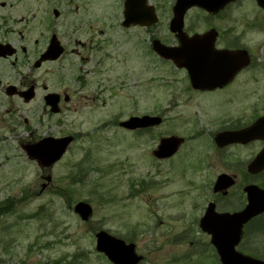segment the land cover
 <instances>
[{"label":"rangeland","instance_id":"rangeland-1","mask_svg":"<svg viewBox=\"0 0 264 264\" xmlns=\"http://www.w3.org/2000/svg\"><path fill=\"white\" fill-rule=\"evenodd\" d=\"M0 1L10 8L14 20L26 25L31 44L35 38L47 39L52 34L62 43H71V57L67 59L71 63V92H75V78H85V72L100 56L91 48L93 42L107 45L104 77L113 85L105 89L99 105H87L78 95L71 100V136L75 138L53 171L54 181L57 179L53 186L41 192L40 171L33 166H26L21 185L0 186V203H12L0 222V263L111 264L95 250V234L105 231L133 244L136 254L143 258L140 264H219L198 221L206 204L213 202L214 177L222 166L206 159L214 158L213 151L208 150L207 134L201 140L191 138V132L202 129L207 133L211 129L202 115H214L217 108L209 103L194 105L208 97L186 95L181 75L173 65L158 58L151 61L135 49L143 31L122 32L118 28V0ZM54 10L58 19L53 17ZM247 38L253 44L264 42L260 33ZM147 78L154 80L148 89ZM258 81L259 92L252 98L264 97V81ZM92 91L93 84L81 95ZM169 98L179 101L169 107ZM144 112L162 119L169 116L174 130L168 132L167 124H162L145 133H125L113 120L115 114L118 121ZM191 114L198 124L192 131L177 121L179 115ZM173 132L187 139L185 146L168 161L153 158L158 140ZM235 156L238 162L246 159L247 153ZM234 192L242 195L238 187ZM80 202L92 209L85 223L74 212ZM238 206L220 202L218 211ZM262 229L264 217L244 232L237 251L264 259Z\"/></svg>","mask_w":264,"mask_h":264},{"label":"flooded vegetation","instance_id":"flooded-vegetation-1","mask_svg":"<svg viewBox=\"0 0 264 264\" xmlns=\"http://www.w3.org/2000/svg\"><path fill=\"white\" fill-rule=\"evenodd\" d=\"M118 1L120 7L118 28L122 32L130 29L143 31L141 36L137 37L135 49L140 50L147 59L153 61L152 59L158 58L164 64L173 65L172 62L163 61L157 55L160 46L181 52L182 58L192 57L202 60L205 58V62L209 58L217 66L215 83L205 89L193 87L185 66L180 69L173 67L181 75L186 95L208 97L196 100L195 106L209 103L217 108L212 112L214 115L211 113L202 115L203 118H207V126L211 127L207 133L202 129L191 132V138L200 140L204 138V134H207L208 150L213 151L212 158H214L207 156L206 159L208 162L216 161L222 166L221 171L214 177L215 181L218 177L225 176L233 182L227 191L213 193L212 190L214 196L213 202L210 203L215 204L217 211L220 202H226L228 205L239 204L233 210L222 213L242 210L246 205L245 188L256 186L264 191V171L255 175L247 171L254 157L263 150L264 141L259 138L248 140L246 136L237 139L235 136L237 133L245 132L264 117V97L252 98L253 93L259 92L258 80L264 81V42L253 44L247 38L252 34H264V4L258 3L257 0H230L223 4L217 3L214 12L191 8L184 13L180 30L175 31L171 23L176 0H136L141 4L143 23L126 24L124 11L127 0ZM53 17L58 19L59 13L57 12L56 16L53 14ZM15 26L19 28L16 29ZM52 36L56 38L59 50L62 52L57 57L56 54L46 55ZM92 47L100 56H97L96 63L85 72V78H75L73 93L71 63L67 62L71 57V43H62L56 34H52L47 39L44 36L35 38L31 44L26 25L14 20L10 8L0 1V186L21 185L26 166H33L40 171L38 181L41 192L57 181L53 179V171L71 146V100L78 95V100L84 98L87 105L89 102H96L99 105L105 89L113 88L111 82L104 77V59L109 58L106 52L107 45L93 42ZM239 52H245L246 65L229 76L230 55ZM72 53L75 54L74 51ZM147 79H150L145 84L148 89L154 80ZM92 84L94 91L81 95L83 90L90 88ZM139 85H141L140 79L137 80V87ZM178 101L179 99L169 98L167 102L170 107L171 104L175 106ZM78 105L79 103H76V106ZM116 116L115 114L113 117L114 122L116 121L118 128L125 133H145L162 124H167L168 132H172L175 127L173 120L167 115L162 119L155 114L151 115L150 112H144L118 121ZM145 117L160 118L161 123L158 126L132 130H124L121 126L130 119ZM177 121L190 127V131L198 125L195 114L179 115ZM173 136L177 137L176 133H170L168 137L159 139L158 144L162 139ZM64 139H70V142L63 155L50 162L58 142ZM181 139L182 143L177 152L187 143L186 138ZM227 139L236 140L225 143L228 142ZM238 152H246V159L240 158L236 162L235 154ZM205 154L209 155V153ZM175 155L165 160L168 161ZM236 187L241 190L242 195L232 193ZM11 205L10 200L0 203V222ZM263 217L264 213L253 221ZM253 221L243 228V232L247 231Z\"/></svg>","mask_w":264,"mask_h":264},{"label":"water","instance_id":"water-1","mask_svg":"<svg viewBox=\"0 0 264 264\" xmlns=\"http://www.w3.org/2000/svg\"><path fill=\"white\" fill-rule=\"evenodd\" d=\"M228 1L230 0H177L174 8L175 19L172 21L171 26L175 31L180 30L183 14L191 7L196 6L208 12H214L216 9L214 7L217 3L223 4ZM257 1L258 3L264 4V0ZM54 14L56 15L55 12ZM124 17L126 20L125 24L137 22L143 23L141 4L136 0H127ZM158 53L161 57L172 60L177 67L185 66L188 69L191 83L194 88L205 89L208 85L215 83L218 70L216 69L217 66L212 63L211 59L207 58L208 61L205 62V58H203V60L192 57H188V59L182 58L181 52H173L171 50L169 52L164 49L161 51L159 50ZM54 54H56V57L61 54V50H59L55 37L52 38L46 55ZM230 58L229 76L233 75V72H236L238 69L246 65V54L245 52H239L230 55ZM186 59L187 62H185ZM159 123L160 120L157 118L145 117L142 119H130L128 122L121 124V126L132 130L155 126ZM261 126L264 128V118L248 131L235 134V136L242 137L243 134H246L251 137L250 139L261 137L264 140V135L255 136V132L259 131ZM224 137L226 138L227 136ZM227 141L228 142L225 143H231L234 139H227ZM69 142L70 139H64L58 142L57 147H55L53 152V159L50 162H54L61 158ZM181 142V139L176 138L163 139L160 141V145L153 155L159 159L171 157L176 153ZM263 170L264 150L257 155L248 168V171L252 174L259 173ZM226 180L227 179H224V177L221 176L215 184L214 192L225 190L232 185V182ZM244 192L247 195V206L241 213L233 215H218L214 212V205L210 204L204 217L200 220L199 227L202 232L211 237L210 242L219 257L220 264H264L262 261L243 256L235 250L240 242L242 227L254 217L264 213V191L251 186L247 187ZM74 212L80 217L81 221L86 222L92 214V209L87 204L78 203L74 207ZM95 239L96 251L104 254L112 264H138L141 261V257H138L135 254L134 245H126L122 241L110 237L105 232L97 233Z\"/></svg>","mask_w":264,"mask_h":264},{"label":"trees","instance_id":"trees-1","mask_svg":"<svg viewBox=\"0 0 264 264\" xmlns=\"http://www.w3.org/2000/svg\"><path fill=\"white\" fill-rule=\"evenodd\" d=\"M260 232L262 233V235H264V229H262Z\"/></svg>","mask_w":264,"mask_h":264}]
</instances>
